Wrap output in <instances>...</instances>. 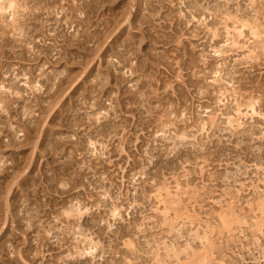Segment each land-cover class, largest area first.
Returning <instances> with one entry per match:
<instances>
[{"label": "rangeland", "instance_id": "1", "mask_svg": "<svg viewBox=\"0 0 264 264\" xmlns=\"http://www.w3.org/2000/svg\"><path fill=\"white\" fill-rule=\"evenodd\" d=\"M0 264H264V0H0Z\"/></svg>", "mask_w": 264, "mask_h": 264}, {"label": "bare ground", "instance_id": "2", "mask_svg": "<svg viewBox=\"0 0 264 264\" xmlns=\"http://www.w3.org/2000/svg\"><path fill=\"white\" fill-rule=\"evenodd\" d=\"M198 1V0H197ZM197 3V2H196ZM151 7V6H150ZM156 8V7H155ZM151 17V16H150ZM128 61V60H127ZM230 225V224H229Z\"/></svg>", "mask_w": 264, "mask_h": 264}]
</instances>
